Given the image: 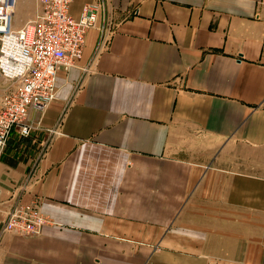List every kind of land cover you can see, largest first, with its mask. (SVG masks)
Wrapping results in <instances>:
<instances>
[{
  "label": "crops",
  "instance_id": "0c3cea01",
  "mask_svg": "<svg viewBox=\"0 0 264 264\" xmlns=\"http://www.w3.org/2000/svg\"><path fill=\"white\" fill-rule=\"evenodd\" d=\"M90 2L78 65L0 156V264H264V0L69 14ZM13 194L38 235L2 231Z\"/></svg>",
  "mask_w": 264,
  "mask_h": 264
},
{
  "label": "built area",
  "instance_id": "2783aa9c",
  "mask_svg": "<svg viewBox=\"0 0 264 264\" xmlns=\"http://www.w3.org/2000/svg\"><path fill=\"white\" fill-rule=\"evenodd\" d=\"M18 1L0 0V76L9 82L0 96V156L14 127L21 135L29 134V108H44L55 99L58 70L78 65L86 32L95 26L99 9L97 2L86 3L75 18L69 14L72 0H34L33 13L15 27ZM103 42H108L106 36ZM17 197L9 198L15 202L2 231L38 235L49 217L37 201L20 203Z\"/></svg>",
  "mask_w": 264,
  "mask_h": 264
},
{
  "label": "rangeland",
  "instance_id": "374dc122",
  "mask_svg": "<svg viewBox=\"0 0 264 264\" xmlns=\"http://www.w3.org/2000/svg\"><path fill=\"white\" fill-rule=\"evenodd\" d=\"M33 9H34V0L33 2L31 1V4L27 3L25 0H19L17 7H16L15 16H14L15 20L19 21V23H22L26 18H28L33 13ZM8 86H9V82L5 81V86L3 87L4 88L3 93L6 92L5 88ZM9 89L7 91H9Z\"/></svg>",
  "mask_w": 264,
  "mask_h": 264
}]
</instances>
